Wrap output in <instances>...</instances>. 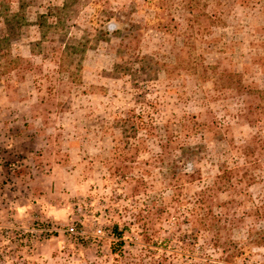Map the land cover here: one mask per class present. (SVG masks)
Masks as SVG:
<instances>
[{
  "label": "rangeland",
  "instance_id": "1",
  "mask_svg": "<svg viewBox=\"0 0 264 264\" xmlns=\"http://www.w3.org/2000/svg\"><path fill=\"white\" fill-rule=\"evenodd\" d=\"M263 93L264 0H0V264H264Z\"/></svg>",
  "mask_w": 264,
  "mask_h": 264
},
{
  "label": "built area",
  "instance_id": "2",
  "mask_svg": "<svg viewBox=\"0 0 264 264\" xmlns=\"http://www.w3.org/2000/svg\"><path fill=\"white\" fill-rule=\"evenodd\" d=\"M14 225L13 227H15ZM20 229V227H16ZM22 232L30 236L33 241L49 240L64 235L77 245L83 246L84 243H93L105 236L103 228L98 227L92 233L84 229L81 221H72L71 223L59 226L50 220H38L30 228L23 229Z\"/></svg>",
  "mask_w": 264,
  "mask_h": 264
},
{
  "label": "trees",
  "instance_id": "3",
  "mask_svg": "<svg viewBox=\"0 0 264 264\" xmlns=\"http://www.w3.org/2000/svg\"><path fill=\"white\" fill-rule=\"evenodd\" d=\"M221 76H223V75H221ZM229 76H234L232 73L231 74H229ZM264 94V93H263ZM211 219L212 220H216L217 219V217L215 216V215H207V216H205V217H203L202 219H200V220H202L201 222H204V221H208V224L207 223H203L202 225H201V227L203 228V229H209L210 227H214V226H216L215 224H213L212 222H211ZM215 242V241H214ZM218 242V241H217ZM234 247H235V249L237 248V246H235L234 245Z\"/></svg>",
  "mask_w": 264,
  "mask_h": 264
}]
</instances>
